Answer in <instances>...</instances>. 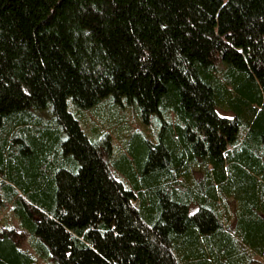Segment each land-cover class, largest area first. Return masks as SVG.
Returning <instances> with one entry per match:
<instances>
[{"label": "trees", "instance_id": "trees-1", "mask_svg": "<svg viewBox=\"0 0 264 264\" xmlns=\"http://www.w3.org/2000/svg\"><path fill=\"white\" fill-rule=\"evenodd\" d=\"M152 1L201 54L140 38ZM44 109L55 131L31 132ZM0 188L27 245L0 229V264H264V0H0Z\"/></svg>", "mask_w": 264, "mask_h": 264}, {"label": "rangeland", "instance_id": "rangeland-1", "mask_svg": "<svg viewBox=\"0 0 264 264\" xmlns=\"http://www.w3.org/2000/svg\"><path fill=\"white\" fill-rule=\"evenodd\" d=\"M161 5L163 6L162 1H152L148 3H139L135 6L133 11V22L136 31L142 28L143 34L141 33V35H139L140 38L143 39L144 37H147L156 42L164 34H169L173 37H176L177 34H182L183 37L187 39V41L185 42L184 50L192 55L201 54V52H203V50L205 49V43L188 34L181 28V26L170 20V18L169 25L160 13V8L162 7ZM170 75L172 78H174L176 82L181 84L184 88L186 94V102L188 104L189 109L195 112L197 111L202 113L200 104L202 99L206 96L207 92L203 88H201L193 79L180 76L175 72H171ZM68 109L80 122L82 130L85 132L89 139H93L95 136L96 131L94 130V127L99 128L100 131H106V128L101 127L103 125L100 119V111V115L99 112L97 115L94 113V111H86L81 113L72 104V102L68 103ZM102 109L104 110V114L107 113L108 116H111V118H113V115L115 117L123 116L131 118V116H133V113H135V110L133 108H129L127 111L121 110V108H118L119 111H112V107L105 105V107ZM104 114H102V117L105 116ZM25 119L26 122L24 125L26 127L28 126L31 132L35 133L37 129H49L55 131V125L53 123L49 109H44L41 111H31ZM204 123L207 124L208 128H210L214 138L219 143L230 142L236 136L235 132H221L216 130L215 127L206 122L205 119ZM129 126L132 130L142 129V127L135 124L131 125L129 123ZM106 133L110 136L115 146H117L116 144L119 145L114 133H110L109 131H106ZM101 140H104V138H102ZM15 146H19V143L15 142ZM111 170L113 171L112 167ZM4 227L12 228L16 232L17 236L20 237L19 243L21 249L26 250L27 245L25 243V240H23L24 238L18 230L17 221L15 220V218H13L11 207L7 203V200L3 198L0 188V229H3Z\"/></svg>", "mask_w": 264, "mask_h": 264}]
</instances>
